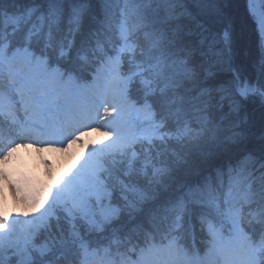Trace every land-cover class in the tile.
<instances>
[{"label":"snow or ice","instance_id":"1","mask_svg":"<svg viewBox=\"0 0 264 264\" xmlns=\"http://www.w3.org/2000/svg\"><path fill=\"white\" fill-rule=\"evenodd\" d=\"M64 2L0 0V164L37 145L63 151L93 125L105 139L59 177L12 186L22 211L0 189V264H264V146L248 150L237 127L227 168L157 195L171 160L217 144L243 102L264 105V0H247L256 80L234 66L228 28L218 41L197 22L188 39L179 0H105L86 38L84 0Z\"/></svg>","mask_w":264,"mask_h":264},{"label":"trees","instance_id":"2","mask_svg":"<svg viewBox=\"0 0 264 264\" xmlns=\"http://www.w3.org/2000/svg\"><path fill=\"white\" fill-rule=\"evenodd\" d=\"M16 2L21 5L26 4L28 0H16ZM84 3L87 14L83 21V36L86 38L87 33L94 30L98 22L103 20L106 4L105 0H84ZM137 3H140V0H131L129 6L134 7ZM38 6L47 8V0H39ZM119 6L123 7V0H119ZM179 6L184 13L180 22L187 24L192 30L189 40L195 44L200 39L196 29L197 22L211 26L218 41L222 40L223 32L228 28L231 34L234 66L240 69L246 78L257 79L260 50L255 25L248 14L247 0H179ZM63 7L69 9L71 0H65ZM112 8L116 10V0H113ZM66 23L67 21L65 25ZM249 101L252 103L250 106ZM210 119L218 124L220 114L213 113ZM229 127H237L242 131L245 135L244 146L259 155L261 147L264 146V105L258 98L243 102L239 114L234 115L230 122H225L221 127L217 144L202 141L198 147L190 148L186 160H171L168 191L166 194L158 191L157 195L166 196L172 188L180 184L202 180L214 174L218 168H227L229 162L238 154L234 146L223 144Z\"/></svg>","mask_w":264,"mask_h":264},{"label":"rangeland","instance_id":"3","mask_svg":"<svg viewBox=\"0 0 264 264\" xmlns=\"http://www.w3.org/2000/svg\"><path fill=\"white\" fill-rule=\"evenodd\" d=\"M259 0H257V5ZM252 105V103L249 101V106ZM97 125H93V127L91 128V130H88L86 132V135H84L81 139V141H77L75 144H73L70 148H66L63 151H68L69 153H74L76 152V150L80 147L83 148L84 143H91L93 141L95 142H99L101 140H104L105 137L103 135V132L105 131L104 129H100L99 131L97 130ZM60 146H53L51 149L47 148L46 146H41V145H37L34 148H30V149H22L20 152H18L17 154H14L9 161H7L4 164H0V168L1 165L5 166L3 168V170H7L5 171L3 174L0 173V178L1 181L3 180L5 184L4 185L2 183V185L0 186V189H2L5 193V195L11 193L14 194V199L16 201V198L18 196H22L23 192L17 194V193H13L12 186L14 185H19L21 187L22 190L27 191L30 190L32 188L35 187H39L41 186L43 183L48 182L51 175L48 176L47 172H46V168L44 167V165H49V160L45 161H41V151H49V152H53L54 149H59ZM42 149V150H41ZM40 154L38 155V159L36 158H32V156H34L35 154ZM49 153V154H51ZM190 154V148L188 150L185 151L184 153V157L182 159H180L179 161H184L187 159V156ZM28 165V167L26 169H21L19 172H12V171H8L9 168H11L12 165H16L19 168L21 167V165ZM23 166V165H22ZM176 165L174 164V167ZM171 167H173V165H171ZM69 170H67L66 172H68ZM65 172V173H66ZM60 175L54 176V177H59ZM160 192H162V194H166L167 191H165L164 189L159 190ZM8 204H10V202L8 201ZM17 204V203H16ZM19 209H17L16 207V211H22V207L21 205L17 204ZM13 208L9 205V210H12Z\"/></svg>","mask_w":264,"mask_h":264},{"label":"bare ground","instance_id":"4","mask_svg":"<svg viewBox=\"0 0 264 264\" xmlns=\"http://www.w3.org/2000/svg\"><path fill=\"white\" fill-rule=\"evenodd\" d=\"M260 3V0L258 1ZM259 3L257 6H259ZM83 148H78L76 150V152H72V153H69L68 151H61L59 149H54L53 152H49V151H41V155L38 153V154H35L34 156H32V158H36L38 159V155L41 156V161H47L49 160V165H44V167L46 168V172L49 175H51V177H54V176H57V175H61L63 173H65L67 170H69L71 164L76 160L77 156L81 153V150ZM51 153V154H49ZM23 165V166H22ZM21 167L19 168L18 166L16 165H12L11 168L8 169V171H12V172H19L21 169H26L28 167V165H24L22 164ZM5 166H2L1 165V168H0V173H4L5 171L7 170H3ZM4 181L2 180L1 181V178H0V186L2 185ZM6 183V182H5ZM3 183L4 185H7ZM12 190V189H11ZM6 198H7V201L10 202V206L12 208H15L16 210V207L17 209H19L18 205L16 204V201L14 199V194H7L6 195Z\"/></svg>","mask_w":264,"mask_h":264}]
</instances>
